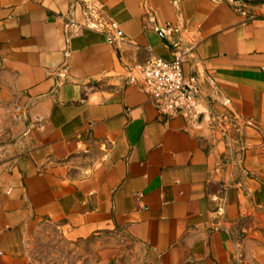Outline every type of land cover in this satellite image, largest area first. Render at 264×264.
<instances>
[{"label": "crops", "instance_id": "1", "mask_svg": "<svg viewBox=\"0 0 264 264\" xmlns=\"http://www.w3.org/2000/svg\"><path fill=\"white\" fill-rule=\"evenodd\" d=\"M96 1L123 41L69 37L71 0H0V264H28L46 224L99 238L97 264H264V3ZM178 38L195 45L183 69L201 82L200 125L159 113L125 76L152 53L173 59ZM207 113L238 116L230 145Z\"/></svg>", "mask_w": 264, "mask_h": 264}, {"label": "built area", "instance_id": "2", "mask_svg": "<svg viewBox=\"0 0 264 264\" xmlns=\"http://www.w3.org/2000/svg\"><path fill=\"white\" fill-rule=\"evenodd\" d=\"M80 9L83 19H77V10ZM65 30L70 37L82 28L102 32L109 43L123 41L124 37L118 23L104 11L96 0H71L70 8L65 14ZM157 30L163 35L181 37L186 28L179 24L159 25ZM174 48V58L166 60L152 53L146 62H133L126 65V79L129 83L140 84L150 95L159 113L167 116L182 115L196 122L204 111L201 109V82L197 75L186 74L183 63L191 55L195 45H184L181 38L171 41ZM57 84H62L69 78L66 66L57 68ZM238 116L207 113V120L211 128L220 130L230 145L240 131L237 122ZM216 206L210 213L216 219L212 228H221V218L225 207V189L214 197Z\"/></svg>", "mask_w": 264, "mask_h": 264}, {"label": "rangeland", "instance_id": "3", "mask_svg": "<svg viewBox=\"0 0 264 264\" xmlns=\"http://www.w3.org/2000/svg\"><path fill=\"white\" fill-rule=\"evenodd\" d=\"M102 238L100 244L113 247L114 235ZM129 249L132 244H126ZM99 238L70 240L55 225L35 228L27 241L28 264H97L101 258Z\"/></svg>", "mask_w": 264, "mask_h": 264}, {"label": "trees", "instance_id": "4", "mask_svg": "<svg viewBox=\"0 0 264 264\" xmlns=\"http://www.w3.org/2000/svg\"><path fill=\"white\" fill-rule=\"evenodd\" d=\"M239 1V4L236 6L238 9L242 10L244 5H256V4H261V3H264V0H238ZM91 237H94L95 236H91ZM89 237V238H91ZM87 238V239H89ZM80 240H85V239H80Z\"/></svg>", "mask_w": 264, "mask_h": 264}, {"label": "water", "instance_id": "5", "mask_svg": "<svg viewBox=\"0 0 264 264\" xmlns=\"http://www.w3.org/2000/svg\"><path fill=\"white\" fill-rule=\"evenodd\" d=\"M206 118V114L205 113H201L198 117V124H202L205 121Z\"/></svg>", "mask_w": 264, "mask_h": 264}]
</instances>
